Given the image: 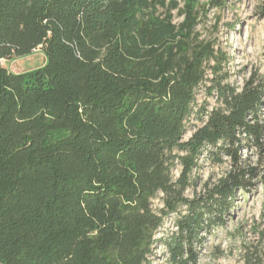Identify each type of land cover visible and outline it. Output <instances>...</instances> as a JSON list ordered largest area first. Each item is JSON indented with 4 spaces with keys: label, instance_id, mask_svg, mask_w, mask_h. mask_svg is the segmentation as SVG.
<instances>
[{
    "label": "trees",
    "instance_id": "16d2710c",
    "mask_svg": "<svg viewBox=\"0 0 264 264\" xmlns=\"http://www.w3.org/2000/svg\"><path fill=\"white\" fill-rule=\"evenodd\" d=\"M198 25L193 1L0 0V264H148L159 243L170 264H198L252 185L240 151L261 150L264 129L263 85L224 84L226 56ZM39 48L43 66L2 64ZM203 88L219 109L195 110ZM209 148L232 168L186 198ZM171 214L176 232L156 238Z\"/></svg>",
    "mask_w": 264,
    "mask_h": 264
},
{
    "label": "rangeland",
    "instance_id": "374dc122",
    "mask_svg": "<svg viewBox=\"0 0 264 264\" xmlns=\"http://www.w3.org/2000/svg\"><path fill=\"white\" fill-rule=\"evenodd\" d=\"M178 1L180 8L193 1L199 17L197 33L200 39L213 42L216 49L225 54L227 61L219 73L227 76L224 84L241 90L247 81L254 78L264 89V0ZM172 14L175 23L182 22L178 10ZM44 63L45 56L40 48L28 56L2 61L3 66L14 73L35 69ZM195 106V110L212 111L219 109L221 103L215 94L208 95L203 88ZM260 117L264 127V101ZM201 125L200 120L193 119L184 140L188 141L194 128ZM262 142L261 150L252 145L242 147L240 156L244 166L255 169L250 177L252 185L248 190L236 192L225 216V224L202 235L203 240L196 247L198 264H264V129ZM214 152L209 148L198 158L186 198H203L209 188L230 172L231 157L220 154L222 161L218 162ZM179 170L177 167L174 171L175 178ZM153 208L157 212L163 208L162 194L153 201ZM184 210L181 208L179 214ZM177 217V214L169 215L156 238L172 236L176 232ZM148 264H170L163 243L153 248Z\"/></svg>",
    "mask_w": 264,
    "mask_h": 264
}]
</instances>
